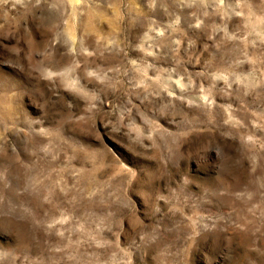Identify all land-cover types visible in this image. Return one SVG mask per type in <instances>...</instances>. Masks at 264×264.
Segmentation results:
<instances>
[{"label":"rangeland","instance_id":"rangeland-1","mask_svg":"<svg viewBox=\"0 0 264 264\" xmlns=\"http://www.w3.org/2000/svg\"><path fill=\"white\" fill-rule=\"evenodd\" d=\"M0 264H264V0H0Z\"/></svg>","mask_w":264,"mask_h":264},{"label":"snow or ice","instance_id":"snow-or-ice-1","mask_svg":"<svg viewBox=\"0 0 264 264\" xmlns=\"http://www.w3.org/2000/svg\"><path fill=\"white\" fill-rule=\"evenodd\" d=\"M4 81L2 79H0V86H3L4 85Z\"/></svg>","mask_w":264,"mask_h":264}]
</instances>
